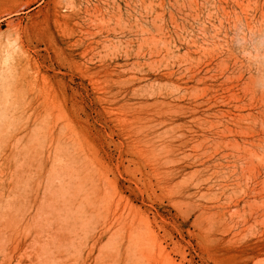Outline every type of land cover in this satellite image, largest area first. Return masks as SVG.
Returning <instances> with one entry per match:
<instances>
[{
    "label": "rangeland",
    "instance_id": "374dc122",
    "mask_svg": "<svg viewBox=\"0 0 264 264\" xmlns=\"http://www.w3.org/2000/svg\"><path fill=\"white\" fill-rule=\"evenodd\" d=\"M0 264H264V0H0Z\"/></svg>",
    "mask_w": 264,
    "mask_h": 264
}]
</instances>
